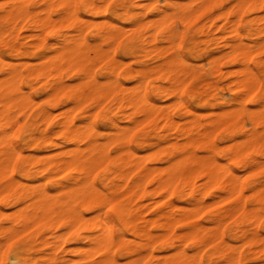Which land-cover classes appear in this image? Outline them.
Returning a JSON list of instances; mask_svg holds the SVG:
<instances>
[{"label":"clouds","instance_id":"1","mask_svg":"<svg viewBox=\"0 0 264 264\" xmlns=\"http://www.w3.org/2000/svg\"><path fill=\"white\" fill-rule=\"evenodd\" d=\"M18 11L38 35L0 25V264H264V0Z\"/></svg>","mask_w":264,"mask_h":264},{"label":"bare ground","instance_id":"2","mask_svg":"<svg viewBox=\"0 0 264 264\" xmlns=\"http://www.w3.org/2000/svg\"><path fill=\"white\" fill-rule=\"evenodd\" d=\"M30 11V10H29ZM59 14H55L53 16V20L55 21L58 18ZM23 17V12L22 11H18L15 14H9L8 16L2 17L0 18V25L9 28V30H13L16 29L18 30V34L21 37H28V36H33V35H38V30L35 27L30 26L29 22L26 21L25 19L22 18ZM51 37V41L48 42L49 44L54 43L57 39L56 36H50ZM49 38V37H48ZM31 43H35V41H31ZM25 62H33L30 61L28 58H25ZM237 174H240V170H237ZM244 174H250L247 170H245ZM244 183H249L248 181H244ZM151 187V186H150ZM242 187V191H243V196L247 197L251 194V190L249 188H244L243 185ZM213 204H215V201H211ZM230 205H224V207H229ZM157 213H162V209H157L155 212H153L152 214H150L149 216L145 217V219H149V220H153L155 221L157 218ZM186 219H189L192 221V223L194 224H201V225H205L206 221L203 219L200 220H196L194 217L188 216L186 217ZM189 226H185V227H179L176 229L177 234H183L189 231ZM157 233H155L157 236H161L163 235L162 230L157 229ZM260 235L264 236V230H260ZM232 243V242H230ZM69 246V245H68ZM75 247V246H74ZM171 251H175V249H165L164 252L162 253H157L158 255H171ZM189 254L191 255L193 250H189ZM171 252V253H170Z\"/></svg>","mask_w":264,"mask_h":264},{"label":"rangeland","instance_id":"3","mask_svg":"<svg viewBox=\"0 0 264 264\" xmlns=\"http://www.w3.org/2000/svg\"><path fill=\"white\" fill-rule=\"evenodd\" d=\"M51 40H52L51 37H49V38H48V42H50ZM28 59H29L30 61L36 62V61H35V58H28ZM152 213H153V212L149 213V215L152 214ZM149 215H148V216H149ZM153 232H154V234H155V233H157L158 231H157V229H153ZM232 243H233V242H232ZM69 247H74V245H69ZM171 252H173V251H171ZM171 252H170V253H171ZM189 252H190V251H189Z\"/></svg>","mask_w":264,"mask_h":264},{"label":"snow or ice","instance_id":"4","mask_svg":"<svg viewBox=\"0 0 264 264\" xmlns=\"http://www.w3.org/2000/svg\"><path fill=\"white\" fill-rule=\"evenodd\" d=\"M51 34V33H50Z\"/></svg>","mask_w":264,"mask_h":264}]
</instances>
